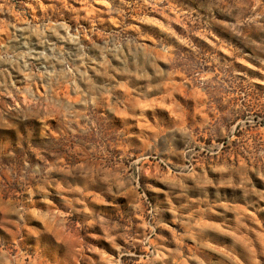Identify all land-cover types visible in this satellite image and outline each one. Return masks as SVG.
Segmentation results:
<instances>
[{"label": "clouds", "instance_id": "clouds-1", "mask_svg": "<svg viewBox=\"0 0 264 264\" xmlns=\"http://www.w3.org/2000/svg\"><path fill=\"white\" fill-rule=\"evenodd\" d=\"M0 264H264V0H0Z\"/></svg>", "mask_w": 264, "mask_h": 264}]
</instances>
